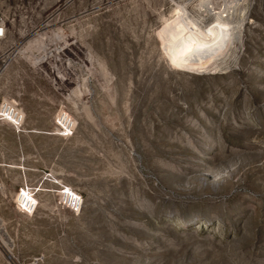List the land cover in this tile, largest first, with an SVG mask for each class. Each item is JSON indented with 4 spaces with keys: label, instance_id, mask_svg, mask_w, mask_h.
Returning a JSON list of instances; mask_svg holds the SVG:
<instances>
[{
    "label": "rangeland",
    "instance_id": "374dc122",
    "mask_svg": "<svg viewBox=\"0 0 264 264\" xmlns=\"http://www.w3.org/2000/svg\"><path fill=\"white\" fill-rule=\"evenodd\" d=\"M183 1L0 0V264H264V0L215 68Z\"/></svg>",
    "mask_w": 264,
    "mask_h": 264
},
{
    "label": "bare ground",
    "instance_id": "6f19581e",
    "mask_svg": "<svg viewBox=\"0 0 264 264\" xmlns=\"http://www.w3.org/2000/svg\"><path fill=\"white\" fill-rule=\"evenodd\" d=\"M246 1L219 0L217 7L216 0H184L178 3L174 22L188 36L190 48L208 66L215 68L221 65L236 47L247 10ZM189 6L192 11L188 10ZM7 112L14 116L11 108ZM20 198L27 201L24 194Z\"/></svg>",
    "mask_w": 264,
    "mask_h": 264
},
{
    "label": "built area",
    "instance_id": "2783aa9c",
    "mask_svg": "<svg viewBox=\"0 0 264 264\" xmlns=\"http://www.w3.org/2000/svg\"><path fill=\"white\" fill-rule=\"evenodd\" d=\"M8 25L5 18V11L0 5V46H3V51L0 52V78L6 73L13 62L19 56L22 43L8 41Z\"/></svg>",
    "mask_w": 264,
    "mask_h": 264
},
{
    "label": "snow or ice",
    "instance_id": "6c2138e0",
    "mask_svg": "<svg viewBox=\"0 0 264 264\" xmlns=\"http://www.w3.org/2000/svg\"><path fill=\"white\" fill-rule=\"evenodd\" d=\"M67 191V190H66Z\"/></svg>",
    "mask_w": 264,
    "mask_h": 264
}]
</instances>
